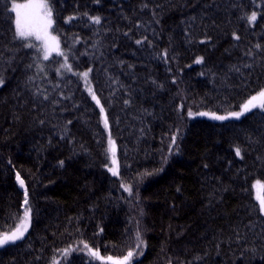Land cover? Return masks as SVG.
<instances>
[{
  "label": "trees",
  "instance_id": "1",
  "mask_svg": "<svg viewBox=\"0 0 264 264\" xmlns=\"http://www.w3.org/2000/svg\"><path fill=\"white\" fill-rule=\"evenodd\" d=\"M21 1L0 0V234L31 213L0 264H112L85 245L264 264V109L211 118L264 89V0H47L63 49L49 60L15 35Z\"/></svg>",
  "mask_w": 264,
  "mask_h": 264
},
{
  "label": "snow or ice",
  "instance_id": "2",
  "mask_svg": "<svg viewBox=\"0 0 264 264\" xmlns=\"http://www.w3.org/2000/svg\"><path fill=\"white\" fill-rule=\"evenodd\" d=\"M12 11L15 13V35L21 39L28 40L33 38L36 41H40L43 47V55L44 59H48L52 52H56L58 55H63L60 51L59 40L56 36L52 35L50 29L53 24L52 20V9L47 3V0H41L40 3H16L12 5ZM72 17H69L71 20ZM257 19V14L255 12L249 17L250 22H255ZM95 23H100V18H94ZM139 43V41L137 42ZM28 47H35L34 44H28ZM201 61L198 60L197 63ZM70 67V66H69ZM85 79L88 77V73L84 72L81 74ZM93 99H96L93 94ZM259 100V104L255 103V101ZM97 103L99 101L97 100ZM259 106L264 109V91H261L258 96H253L249 99L244 105H242V110L239 112L229 113L228 116H218L214 113L211 114V118L215 120H226L229 116L239 119L246 112L250 111L252 108H256ZM191 115V113H189ZM200 115H209L208 113H200ZM105 126L107 127V121H105ZM110 150L113 151L114 154V142H110ZM236 154L240 155V150H236ZM61 163H63L61 161ZM113 163H116L113 160ZM113 172V175H116L117 172L114 169H109ZM17 179L19 180L21 186L23 187L24 182L20 180L19 175H17ZM258 188L264 189V185H260L258 182ZM257 200L260 202V210L264 211V194H258ZM25 205H27V192H25ZM30 208H25L24 215L21 219V222L11 234H0V247L8 244L9 242H15L16 240L22 239L24 232L27 231L28 225L30 223ZM139 233H137V240L139 241ZM142 243V241H140ZM87 248L88 245H85ZM139 247V244L137 245ZM90 254L97 259H104L100 257L98 251H94L89 249ZM133 253L131 251L128 252L127 256L124 257L123 260L113 261L112 257H108L107 260L112 261V264H127V261L132 257Z\"/></svg>",
  "mask_w": 264,
  "mask_h": 264
},
{
  "label": "rangeland",
  "instance_id": "3",
  "mask_svg": "<svg viewBox=\"0 0 264 264\" xmlns=\"http://www.w3.org/2000/svg\"><path fill=\"white\" fill-rule=\"evenodd\" d=\"M41 2V0H25V1H21V2H14L13 4H16V3H40ZM12 4V5H13ZM11 9H12V6H11ZM14 15H15V13H14ZM50 32H51V34L52 35H54V36H56L57 38H58V40H59V45H60V51L63 53V49H62V46H61V41H60V39H59V37L55 34V33H53V31H52V27H51V29H50ZM21 39V38H20ZM25 41H29V42H36V44H38V46L40 47V49H41V51H42V56H43V58H44V55H43V47H42V43L40 42V41H36L35 39H34V37L33 38H30V39H28V40H25ZM56 55H58L56 52H52L51 54H50V56H49V58L48 59H50V58H52L53 56H56ZM70 65H69V62H68V60H67V58H64V66H63V69L64 68H66V71L69 69V71L71 70L72 71V69H71V67H69ZM65 70V69H64ZM84 72H87L88 73V77L87 78H89V71L88 70H85V71H80V72H78L77 74H78V76H80L81 77V79L83 80V82H84V84H85V87H86V89H87V91L89 92V94L91 95V97H92V99H93V94L95 95V97H96V99H93L96 103H97V100H98V98H97V96H96V94L94 93V91H93V88H92V85H91V83H90V78H89V84H90V87L87 85V82L84 80V78H83V76L81 75L82 73H84ZM262 91H264V89L262 90ZM99 101V100H98ZM98 104V106L100 105V102L99 103H97ZM237 112H239V111H237ZM104 112H102V114H103ZM229 114H227V115H224V116H228ZM219 116V115H218ZM230 118H234V117H231V116H229ZM114 150H115V145H114ZM111 151V154H112V156L114 157L115 155L113 154V151L112 150H110ZM115 152V151H114ZM118 173V172H117ZM17 185H18V183H17ZM258 185V184H257ZM256 185V188H255V192H256V196L258 195V194H262V189H259L258 188V186ZM261 185V184H260ZM19 187V186H18ZM19 189H20V187H19ZM20 191L23 193V195H24V197H25V192H27V190L26 191H22L21 189H20ZM27 195H28V193H27ZM87 249L89 250V249H91V250H94V251H98L97 249H94V248H91V247H87ZM90 252V251H89ZM99 252V251H98ZM100 254V253H99ZM100 257H103L104 258V260H106V261H108L109 263H112V261H109V260H107V258L108 257H112L113 258V261H118V260H123L124 259V257H115V256H108V255H101L100 254ZM127 264H130V261L128 260L127 261Z\"/></svg>",
  "mask_w": 264,
  "mask_h": 264
},
{
  "label": "water",
  "instance_id": "4",
  "mask_svg": "<svg viewBox=\"0 0 264 264\" xmlns=\"http://www.w3.org/2000/svg\"><path fill=\"white\" fill-rule=\"evenodd\" d=\"M19 178H20V180H23V179H21V177L19 176ZM16 181H17V183H18V186L20 187V189L22 190V191H26L27 190V188H26V185H25V182H24V185H23V187L21 186V184H20V182H19V180L17 179V176H16Z\"/></svg>",
  "mask_w": 264,
  "mask_h": 264
},
{
  "label": "bare ground",
  "instance_id": "5",
  "mask_svg": "<svg viewBox=\"0 0 264 264\" xmlns=\"http://www.w3.org/2000/svg\"><path fill=\"white\" fill-rule=\"evenodd\" d=\"M201 77H203V76H201ZM18 174V173H17Z\"/></svg>",
  "mask_w": 264,
  "mask_h": 264
}]
</instances>
